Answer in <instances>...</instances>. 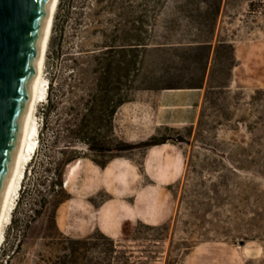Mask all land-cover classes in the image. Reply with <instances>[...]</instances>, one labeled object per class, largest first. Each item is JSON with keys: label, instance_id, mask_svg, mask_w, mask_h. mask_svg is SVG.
Returning <instances> with one entry per match:
<instances>
[{"label": "rangeland", "instance_id": "374dc122", "mask_svg": "<svg viewBox=\"0 0 264 264\" xmlns=\"http://www.w3.org/2000/svg\"><path fill=\"white\" fill-rule=\"evenodd\" d=\"M156 19L154 34L158 41H201L212 37L214 46L219 41L230 45L219 48L218 58L231 57L234 50L230 81L235 74L239 80L229 91H213L207 98L205 91L196 125L165 127L157 133L158 139L178 143L186 156L184 174L168 186L173 205L169 219L157 224L138 221L131 232L115 239L123 246L117 254L106 257L91 248L94 243L103 244L102 236L106 235L93 234L99 230L88 232L85 228L95 219L92 210L113 195L101 186L99 175L87 165L94 162L83 159L69 184H64L65 192L59 194L60 198L72 196L76 201L60 206L57 228L50 217L51 206L41 205L44 197L59 191L54 186L55 164L63 158L62 144L57 140L58 113H53L48 128L42 129L46 96L37 110V149L27 164L5 228L0 264H46L55 254L48 244L61 235L75 239L95 237L87 251L92 262L106 257L111 264H264V0H166ZM67 35V45L71 47L90 44L83 38L85 28L76 33L74 26H69ZM98 41L99 36L91 42ZM48 57L45 78L49 94V79L59 63L52 55ZM175 60L179 62L178 68L172 70L176 85L187 87L201 79L200 65L186 70L180 59ZM218 68L216 75L221 73ZM161 75L154 64L147 65L136 83L140 89L131 93V99ZM80 95L86 98L84 92ZM68 106L67 102L63 110L66 118L70 117ZM138 129L141 137L150 130ZM115 134L124 139L116 130ZM141 141L144 140L133 143ZM145 149L125 154L141 162ZM67 177L68 167L65 180ZM140 222L143 224L136 232ZM163 223L169 227L153 229Z\"/></svg>", "mask_w": 264, "mask_h": 264}, {"label": "trees", "instance_id": "16d2710c", "mask_svg": "<svg viewBox=\"0 0 264 264\" xmlns=\"http://www.w3.org/2000/svg\"><path fill=\"white\" fill-rule=\"evenodd\" d=\"M165 1H59L47 55V58L52 55L59 67L49 79L47 105L42 108V129H47L53 113H58L57 140L62 144L63 158L55 164L54 186L59 191L50 198L44 197L41 202L42 208L51 206L50 217L57 228L58 209L72 197H59L60 193L65 192V175L69 164L79 159H90L105 168L115 158L129 157L125 154L127 152L169 142L168 138L158 139L157 135H153L147 140L133 143L115 134V115L123 104L132 101L131 93L140 89L136 83L147 65L154 64L162 75L142 89L198 88L205 89L207 98L210 92L222 93L231 88L234 50L231 57L224 60L218 58L219 48L230 45L219 41L214 46L212 37L186 42L156 39V16ZM69 26H74L76 33L85 28L83 38L90 44L67 45ZM97 36L100 41L91 42ZM175 59H180L186 70H190L194 64L200 65L203 68L201 79L187 87L176 85L172 70L178 68L179 62ZM217 66L221 71L218 75L215 74ZM226 70L227 76H224ZM81 92L85 93L86 98L80 95ZM67 102L69 118L63 113ZM80 146L85 150H81ZM142 224L138 223L136 232H139ZM168 227L169 224L163 223L153 229L164 230ZM93 234L105 233L99 230ZM93 238L57 237L48 244L55 254L54 258L45 261L46 264H111L106 257L123 251L119 241L103 235V244L94 243L91 248L106 257L92 262L87 251L91 249L90 241Z\"/></svg>", "mask_w": 264, "mask_h": 264}, {"label": "crops", "instance_id": "0c3cea01", "mask_svg": "<svg viewBox=\"0 0 264 264\" xmlns=\"http://www.w3.org/2000/svg\"><path fill=\"white\" fill-rule=\"evenodd\" d=\"M236 53H240L238 48ZM236 83L239 80L235 74L231 87ZM204 98L205 89H144L118 109L115 130L125 140L133 142L157 135L165 127L194 126L200 118ZM140 127L150 128L144 137L140 135ZM87 165L99 175L101 186L113 197L92 210L95 219L85 228L88 232L98 229L120 239L131 232L138 221L157 224L169 219L173 205L168 186L184 174L186 156L178 143L169 141L146 148L141 162L118 157L105 168L94 163ZM75 201L71 197L63 204L72 205Z\"/></svg>", "mask_w": 264, "mask_h": 264}, {"label": "water", "instance_id": "95a60500", "mask_svg": "<svg viewBox=\"0 0 264 264\" xmlns=\"http://www.w3.org/2000/svg\"><path fill=\"white\" fill-rule=\"evenodd\" d=\"M54 1L0 0V209L30 118Z\"/></svg>", "mask_w": 264, "mask_h": 264}, {"label": "bare ground", "instance_id": "6f19581e", "mask_svg": "<svg viewBox=\"0 0 264 264\" xmlns=\"http://www.w3.org/2000/svg\"><path fill=\"white\" fill-rule=\"evenodd\" d=\"M59 1L60 0H55L52 7L51 17L48 27V34L44 44V50L38 68V83L36 85L33 95V103H32L30 118L23 132V138L20 144L17 160L12 169L8 186L3 198L2 206L0 209V246L4 238L5 228L8 222L10 221L12 212L14 210V205L17 200L16 197L18 195V190L19 187L21 186V182L24 178L27 164L29 163L30 159L32 160L34 155L33 151L36 152V150L34 149L38 144L40 130L37 121V110L39 107V103L42 102L48 94L47 79L45 78V68H46L49 44L53 33L54 20L58 9ZM80 162L81 159L68 165V177L65 180V186L66 183L69 184L71 178L75 175V172L80 166ZM106 235H110V234H106Z\"/></svg>", "mask_w": 264, "mask_h": 264}]
</instances>
